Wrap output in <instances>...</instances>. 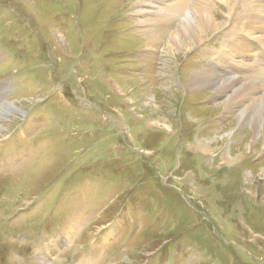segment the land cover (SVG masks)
<instances>
[{"label": "rangeland", "instance_id": "1", "mask_svg": "<svg viewBox=\"0 0 264 264\" xmlns=\"http://www.w3.org/2000/svg\"><path fill=\"white\" fill-rule=\"evenodd\" d=\"M139 1L0 0V264H264L256 100L188 86L264 72V3L211 0L218 29L172 57L195 2L149 45Z\"/></svg>", "mask_w": 264, "mask_h": 264}, {"label": "bare ground", "instance_id": "2", "mask_svg": "<svg viewBox=\"0 0 264 264\" xmlns=\"http://www.w3.org/2000/svg\"><path fill=\"white\" fill-rule=\"evenodd\" d=\"M167 1H169L170 3L168 4ZM233 1L234 0H229V2H227L226 4L228 5L229 3ZM239 1L241 2L245 0H239ZM189 2H195L193 5L195 8L191 9L189 15L185 18L186 14L185 16H183L182 13L185 10L188 11V8L185 7L184 5ZM263 3H264V0H260V4L259 5L255 4V5L257 7H263L262 6ZM140 5H143L142 8H139ZM136 6H137V12L141 16L142 15L148 16V18L143 19L140 25L142 27H145L144 29H146L144 31V36L146 37V40L148 41L149 45L153 44L152 39L154 37H159L160 39L162 38V35L164 32L163 31L158 32L154 30L158 28L157 26L159 25L160 21L165 20V19L170 20L172 18L176 19V18H179L180 17L179 15L181 14H182L181 16L185 18V20L183 21V23H181V25L177 28V30L174 33H172L171 35L172 37L166 46V52L172 57H177L186 48H189L191 50L194 46L200 44L202 41L204 42V39H205L204 36L218 29L220 25L214 21V18H212L213 8L211 6V0H161V3H158V4H156L153 0H140L136 4ZM227 8L231 10L230 6H228ZM262 11L264 15V10ZM210 15L212 17H210ZM261 24H262L261 26L263 29H254V31L264 33V21L261 22ZM236 30H237V26L234 25L231 27V30L229 31V33L233 34ZM247 51L248 53H250L251 51H253V49H250L249 47ZM219 52L220 53L217 54V57L214 56V58H220L224 55L223 45L220 47ZM257 52L258 51H256V53ZM258 54H259L258 57L262 58L264 54V50L261 49L258 52ZM211 62L212 61H208L203 67H200V69L194 72V75L191 77L190 83L188 86H193V89L195 91H202L203 89H208L209 86L214 87V89L217 88L220 94L227 93L231 97L236 96L232 98L233 100H236L238 98L243 99V103L241 105H244L246 99H248L249 97L254 98L256 100L255 104L251 107H248V108H251L252 110L243 111L244 109L242 110L240 108L244 113L239 116L240 124L239 122L238 124L239 125L242 124V126H251L254 132L264 131V96H263L264 95V72L261 68L263 64L261 65L259 63L257 67L254 68L252 71L250 70V73L244 78L243 77L244 75L242 73L241 74L243 76L231 77L226 72H219L217 69L211 66ZM238 71L241 72L240 70ZM14 110H15V107H13L11 104H8L4 109H2V112L0 111V116H4V114H10ZM258 135L261 136V133H258L256 136ZM253 138L256 139L257 137H253ZM200 153H202V151ZM73 234L74 233H72V231L69 233V236H70L69 240L72 239ZM63 242L65 241H62L59 243V240H55L51 242L50 244L45 245L44 247L40 248L38 250L37 258L43 262L44 261L50 262V260H52L50 258L56 252L54 250H58V248H61L67 245V244L62 245Z\"/></svg>", "mask_w": 264, "mask_h": 264}]
</instances>
